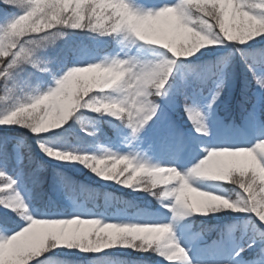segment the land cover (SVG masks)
<instances>
[{
  "label": "snow or ice",
  "instance_id": "1",
  "mask_svg": "<svg viewBox=\"0 0 264 264\" xmlns=\"http://www.w3.org/2000/svg\"><path fill=\"white\" fill-rule=\"evenodd\" d=\"M0 4L6 6L0 9V102L11 101L0 113V126L29 129L36 136L41 151L51 159L79 162L104 180L137 191H149L164 208L174 213L173 220L189 215L176 210L184 194H194L191 190L185 191V182L200 188L193 175L206 167L215 168L221 177L218 181L234 185V194L239 199L232 200V196L214 192L216 197H223V207L212 210L206 205L197 211L202 215L227 210L254 214L253 220L246 225L249 234L235 255L240 256L255 245L256 258L248 264H264V229L255 223V218L264 222V216L257 214V209L264 207V151L259 147L264 144V135L251 146L206 148L205 157L187 170L175 165L151 164L135 151L121 154L105 149L103 154H94L85 149L53 147L42 135L61 128L79 109L87 108L117 118L126 116L133 139L147 127L159 124L161 139L174 142L178 147L189 146V141L166 111V106H175L178 94L184 95L183 111L193 122L196 133L209 134L205 110L197 105L192 95L193 81H179L173 75L174 69L192 72L201 82L209 77L217 81L207 105L212 108L223 91L226 60L194 67H189L185 61L207 47L239 51L250 69H254L250 62L252 57L260 58L264 63V48L257 49L250 43L264 37V0H176L159 6L140 4L137 0H0ZM64 28L101 35L125 33V39L133 37L132 44L160 46L161 54L151 61H142L135 56L127 59L118 55L106 57L67 68L58 74L43 66L47 61L37 52L52 42V36L58 31L64 34ZM192 30L200 34L201 42L189 51ZM245 44L249 47H239ZM29 65L39 72L50 73L54 83L46 90L35 89L18 96V90L23 92L21 74L29 70ZM85 73L91 75H81ZM253 76L259 88L264 90V75L253 71ZM246 113L248 122L255 126L259 120L258 112L248 108ZM260 123L264 124V121ZM199 139V135L192 137V141ZM22 146L23 142L17 141L10 151L8 141L0 140V178H6L0 184V193H6L0 196V264H44L45 254L62 246L99 253L116 245L152 251L169 264H210L192 257L176 236L171 222L108 219L106 212L98 213L84 207H77L68 215L53 211L34 216L16 187L19 179L10 175L4 166L14 155L23 174ZM27 160L28 164L34 162L30 152ZM118 164L124 167L118 168ZM39 167L33 169V177ZM161 168L173 171L168 178L170 182L160 183L157 177L154 186L146 189L144 177ZM161 184L163 187H158ZM60 186L73 199L79 194L94 201L99 195L62 175ZM164 189L174 191L161 197L160 192ZM168 197L174 198V203L165 199ZM237 206L241 210H234ZM17 210L28 223L21 224L16 219L13 212ZM241 261L243 264V258Z\"/></svg>",
  "mask_w": 264,
  "mask_h": 264
},
{
  "label": "trees",
  "instance_id": "2",
  "mask_svg": "<svg viewBox=\"0 0 264 264\" xmlns=\"http://www.w3.org/2000/svg\"><path fill=\"white\" fill-rule=\"evenodd\" d=\"M4 7L6 6L0 4V9ZM62 30L66 35L61 37V48L48 66L52 72L58 74L75 66L82 55L93 53V55L104 56L114 53L124 35V33L101 35L99 32L70 28ZM257 41L250 43L257 49L264 48V37L257 38ZM148 47L154 53L161 54L160 46ZM239 47L246 49L249 45L245 44ZM220 59L226 60L223 65V67L226 65V75L219 103V113L227 119L228 124L234 126L242 123V117L247 115L246 109L251 108L254 111L258 107V85L255 82L253 71L257 74L256 66H264V63L261 62L260 58L252 57L250 62L254 65V69H250L239 51L228 48L216 50L215 48L206 47L185 61V64L189 67L206 66L214 64ZM182 70L184 69L182 68ZM29 74L37 77L36 89L46 90L47 86L53 82L50 73H42L32 69ZM81 75L89 76L91 74ZM173 75L177 76L178 80L180 79L179 73L175 69ZM186 75H192V77H187V80L191 79L193 81L192 93L194 95H197L201 89L207 92L209 86H213L215 81L214 78L209 77L206 81L201 82L192 72ZM182 98H184V95L178 94L175 97L177 104L174 107L167 106V108L171 110L175 118L185 121L183 110L179 105V100ZM253 101L254 103H252ZM261 105L264 106V91ZM262 119L264 121V112ZM90 125H94V128H91ZM126 125H128L126 116L117 118L111 114L96 113L90 109L81 108L61 128L53 129L42 135L47 137L45 142L53 147L68 146L67 144L90 147L114 141L117 138L118 129ZM151 131L152 129H149V132ZM0 140L8 141L10 151L15 148L17 141H22L23 146H26L21 148L25 156L23 161L25 167L22 175L19 163L14 155L4 166L10 175L14 177L20 175L22 183L29 193L31 204L39 215L53 211H63L65 214H69L72 211L73 201L82 203L88 209L98 213L106 212L108 215L115 213L119 215L133 214L139 211L147 213L159 209L160 201L147 190L137 191L114 181L104 180L79 162L65 163L49 158L41 151L36 136L25 127L16 125L0 126ZM29 152L34 159L32 164H28L27 156ZM37 165H40L39 171L33 177L32 172L33 169L37 168ZM103 166L101 165V167ZM117 167L123 168L124 165L118 164ZM60 175L70 179L75 185H84L95 190L99 194L98 197L94 201L88 200L79 194H76L74 199L71 198V194H68L67 190L60 186ZM5 179L0 178V183H4ZM223 186L230 196L234 195V185L224 182ZM13 215L16 216L18 221L23 222V217L18 213L13 212ZM250 216L254 217V214L227 210L209 213L208 215H195L191 218V221L193 227L202 231L209 237L210 241H217L220 235L225 233L227 227L237 224L238 228L235 235L240 240L242 235L241 224L250 220ZM257 220L258 218H255V223L261 228ZM256 251V246L253 245L252 248L246 249L244 257L247 260H254ZM158 258L159 256L152 251H137L129 246L116 245L99 253H86L75 248H67L63 252L52 250L46 253L43 259L44 264H147L148 262H157Z\"/></svg>",
  "mask_w": 264,
  "mask_h": 264
},
{
  "label": "rangeland",
  "instance_id": "3",
  "mask_svg": "<svg viewBox=\"0 0 264 264\" xmlns=\"http://www.w3.org/2000/svg\"><path fill=\"white\" fill-rule=\"evenodd\" d=\"M140 4H146L149 6L155 5L159 6L162 3H175L176 0H137ZM125 33L122 36L119 46L117 50L112 54L107 55H93V53H89L87 55H82L80 61L75 66H82L83 64H87L93 61H100L107 58H112L115 56H120L121 58L127 59L129 56H135L142 61H151L158 59L160 55L154 53L148 45H144L141 47V42L136 44H132L131 41L133 37H128L125 39ZM61 38H58L47 44L46 47L38 49L37 54L40 56L42 60L47 61L46 66L50 65V61H52L53 57L59 52L61 45ZM226 75V65L223 67ZM28 71L22 73L23 83H21L20 87L23 89V92L20 90L17 91V95H23L25 92L33 91L36 89L38 81L37 77L29 74L31 72L30 65L28 66ZM257 74L264 75V66L258 65L256 66ZM179 73V81L187 80V77H192L191 72H187L185 70H180ZM224 75V78H225ZM54 83V82H52ZM51 83V84H52ZM217 83V82H216ZM215 85L210 89L209 92H202L203 89L200 90L198 95H193L194 101L197 105L205 110V113L209 120V134H197L195 131V127L193 122L189 120L188 116L183 111L185 121L180 120L181 124L178 123L174 115L171 113V110L167 108L166 111L170 119L174 122L176 127L184 134V136L189 141V146L178 147L174 142H169L161 139L160 137V128L159 124L151 125V127H147L143 132L139 134L136 139H133L131 127L126 125L125 127H121L117 131V138L110 142L100 144L98 146H84V145H75V144H67L68 146H61L62 148H75V149H85L94 154H103L105 149L111 150L115 153H129L132 151L140 153V155L147 159L151 164L160 165V166H171L175 165L181 170H187L197 164L199 160L203 159L206 155L205 149H211L214 147H239V146H251L256 143L257 139L261 138L264 135V124H261L262 114L264 111H261L262 105V95L263 91L258 86L257 96H258V107L255 110L259 114V120L255 126L251 125L247 116L242 117L243 125L240 127H236V129L232 128V126L227 124V120L223 118V116L219 113V103L220 99L217 101L212 108H207L209 101L211 100V95L215 89ZM196 97V99H195ZM179 105L183 110L184 98L179 100ZM11 104V101L0 102V113H2L6 108ZM175 104L176 99H175ZM91 128H94V125H90ZM229 126L232 128L230 129ZM149 129H152L149 132ZM200 136L198 141H192V137ZM20 183L16 186L20 193L23 195L24 199L27 201L30 206L31 212L34 216L40 217L37 213L36 209L32 206L31 200L29 198V193L24 187L20 175L17 176ZM222 181L218 180H209V179H200L197 182L196 186L204 190H211L213 192H219L224 195H229L225 190ZM0 184H3L1 182ZM158 186H163L158 185ZM6 193H0V196L5 195ZM195 196V194H191ZM230 196V195H229ZM166 200H170L174 203V198L168 197ZM73 211L77 207L87 208L85 205L81 203H77L76 201L72 202ZM2 207V206H1ZM7 211L8 209H4ZM19 210L16 211L18 213ZM72 211V212H73ZM71 212V213H72ZM70 214V213H69ZM68 215V214H65ZM174 213L170 209L164 208L161 203L158 211L155 212H137L133 214L120 215V216H107L108 219H129V220H160L163 222H171L174 225V232L176 236L180 239L181 243L189 249L190 254L196 261H208L210 264H242L241 258H243V264H248V262L252 260H246L241 253L240 256H236L235 253L238 251L239 247L243 246L242 239L247 236L246 225L250 223L253 219V216H250L251 219L248 221H244L241 225L242 230L244 229L243 236L240 237L241 242L236 240L235 229L236 226L228 227L225 234L223 235L221 241H219L216 245L213 243H209V237L205 236L199 230L193 228L191 218L195 215L199 214H191L183 219L173 220ZM21 224H26L28 221L22 220ZM257 223L264 229V222H261L259 219ZM231 229V231H229ZM66 246L57 247L52 250L54 252H63L66 250ZM147 264H169L165 259L159 256L157 263H147ZM178 264H183V262H178Z\"/></svg>",
  "mask_w": 264,
  "mask_h": 264
},
{
  "label": "clouds",
  "instance_id": "4",
  "mask_svg": "<svg viewBox=\"0 0 264 264\" xmlns=\"http://www.w3.org/2000/svg\"><path fill=\"white\" fill-rule=\"evenodd\" d=\"M65 35L66 33L60 34V32L58 31L56 34L52 36V41L61 38ZM192 37L193 39L189 43L187 49L189 51H191L193 47H198L201 42L200 34L195 30H192ZM259 147L261 151H264V144H261ZM216 172L217 170L215 168L206 167L204 169L197 171L192 178L195 182H198L200 179L219 180L221 177L217 175ZM173 174H174L173 171L170 169H166V168L158 169L155 173L148 174L144 177V186L146 189L150 190L151 187L154 186L153 182L156 180L157 177L159 178L160 183L170 182L168 178ZM187 190H191L192 193L195 194V196L189 194L183 195L181 203L178 205L176 209L182 213L189 215L201 214L199 211H197V209L202 208L206 205L210 207L212 210H219V208H222L225 203L223 197H216L213 191L204 190L202 188H193L192 184H187L185 182V191ZM169 191H174V190L164 189L163 191L160 192V196L164 197L165 193ZM178 199L180 198L178 197ZM238 199H239L238 195L234 194L232 196V200H238ZM169 207H171V205H169ZM234 210H241V209H239V207L237 206L234 208ZM257 214L264 216V207L257 209Z\"/></svg>",
  "mask_w": 264,
  "mask_h": 264
}]
</instances>
